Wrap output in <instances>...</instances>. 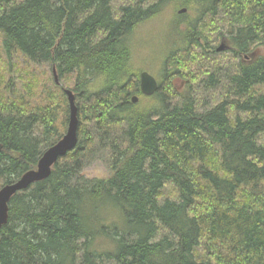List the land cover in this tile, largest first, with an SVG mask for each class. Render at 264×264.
Returning <instances> with one entry per match:
<instances>
[{"label":"trees","instance_id":"obj_1","mask_svg":"<svg viewBox=\"0 0 264 264\" xmlns=\"http://www.w3.org/2000/svg\"><path fill=\"white\" fill-rule=\"evenodd\" d=\"M114 1L0 0V55L49 63L81 102L75 149L10 200L0 264H264V0ZM167 6L188 14L173 16L164 84L145 98L162 90L180 101L168 109L159 97L141 109L131 103L143 96L130 37ZM221 25L238 58L224 73L210 44ZM207 75L230 86L231 98L198 112L174 81L190 86ZM4 96L0 188L36 169L68 118L63 90L35 104ZM114 131L108 174L78 178L96 140Z\"/></svg>","mask_w":264,"mask_h":264},{"label":"rangeland","instance_id":"obj_2","mask_svg":"<svg viewBox=\"0 0 264 264\" xmlns=\"http://www.w3.org/2000/svg\"><path fill=\"white\" fill-rule=\"evenodd\" d=\"M133 1L136 3L139 0ZM114 4L116 6H120V4L128 5L130 4V0H116ZM179 9L180 8L172 10L170 6L165 7L164 12L158 18L142 24L130 37L133 65L131 75L133 79L137 76L139 80V74L145 71L153 76L158 81V84H164V63L162 59L166 52L172 47L173 39L177 35V20L173 16H182V14H177ZM187 14L188 12L186 11L183 15ZM219 29L220 30H218L216 34L211 35L212 40L210 44L214 50L220 45L221 36L228 38L226 27L221 25ZM1 45L2 38L0 35V46ZM258 51L260 52L261 49L258 48L256 52ZM213 58L214 56L212 59ZM216 58L219 60V66L223 73L228 72L227 70L233 67L238 60V58H235L228 50L217 53ZM0 73L3 75L4 79V82L0 84V91L5 94L4 97L6 99L25 98L33 104L44 103L50 90H70L72 87V79L59 80L57 72L56 77L58 79V84L56 85L54 83L52 67L49 63L29 59L16 51H12L7 55L4 50H1ZM208 76L209 75L204 76L198 82L190 86L178 80L174 81L177 91L183 96L187 95L193 102L195 110L198 112L209 110L215 104L221 102V100H228L231 98L230 86H222L221 84L214 83L210 84ZM164 93V91L160 90L157 94L158 97L156 96L152 99L138 97V102L135 104H141V109L151 105L157 106L156 103L159 97L164 98L165 108L170 109L179 104L180 100L165 95ZM75 103L79 105L81 102H78L76 99ZM234 116H232L233 119ZM65 130L62 135L65 133ZM37 134L38 133H36V136H38ZM117 137H119V131H114L110 133L104 141L100 138L96 140V145L91 149L90 154L83 161L82 167L78 170V178L81 180H90L102 178L108 174L110 167V144L113 139L116 140ZM257 142L264 145V132L257 137ZM164 193L168 198L174 199L176 193L173 184H166ZM106 216L109 219L115 216L118 226L122 230L125 228L122 218L121 220L119 219L121 216L119 217L117 213H110Z\"/></svg>","mask_w":264,"mask_h":264},{"label":"water","instance_id":"obj_3","mask_svg":"<svg viewBox=\"0 0 264 264\" xmlns=\"http://www.w3.org/2000/svg\"><path fill=\"white\" fill-rule=\"evenodd\" d=\"M186 12L185 8L177 11L179 15ZM228 46L221 41L220 45L215 49L216 53L225 52ZM254 55L250 54L252 58ZM53 81L57 85L58 79L56 77V70L52 68ZM139 91L142 96L151 97L158 90V83L156 79L148 72H141L139 74ZM68 107V118L65 133L52 146L43 151L41 157L37 162L35 170H30L24 173L16 181L6 184L0 188V230L6 225L8 220V206L10 200L17 194L29 189L32 185L46 180L50 174L53 166L57 161L66 156V154L77 146L78 143V108L75 103V96L69 89L63 90ZM138 98L132 97L131 103H137Z\"/></svg>","mask_w":264,"mask_h":264},{"label":"flooded vegetation","instance_id":"obj_4","mask_svg":"<svg viewBox=\"0 0 264 264\" xmlns=\"http://www.w3.org/2000/svg\"><path fill=\"white\" fill-rule=\"evenodd\" d=\"M222 40H223V43H224L225 45H227V46H228V49H229L228 38L221 36V37H220V43H221ZM240 56H241V55H240ZM245 56H247V57H245ZM241 57H242L244 60H245V59H252V58H250L248 55H242Z\"/></svg>","mask_w":264,"mask_h":264}]
</instances>
